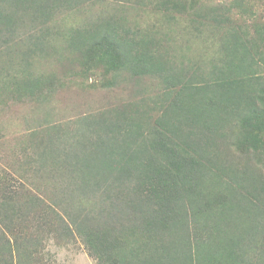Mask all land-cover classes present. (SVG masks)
I'll return each instance as SVG.
<instances>
[{
  "label": "trees",
  "instance_id": "trees-1",
  "mask_svg": "<svg viewBox=\"0 0 264 264\" xmlns=\"http://www.w3.org/2000/svg\"><path fill=\"white\" fill-rule=\"evenodd\" d=\"M122 80L132 100L81 110ZM10 101L43 122L0 189V264L77 239L94 264H264V0H0Z\"/></svg>",
  "mask_w": 264,
  "mask_h": 264
},
{
  "label": "rangeland",
  "instance_id": "rangeland-1",
  "mask_svg": "<svg viewBox=\"0 0 264 264\" xmlns=\"http://www.w3.org/2000/svg\"><path fill=\"white\" fill-rule=\"evenodd\" d=\"M197 52V51H196ZM189 57H192L189 54ZM7 68V65H5ZM44 68H48V64L43 65ZM141 88L137 87V93H145V88L149 82H141ZM145 84L143 87L142 85ZM131 84L128 81L122 80L110 89H102L98 93L87 95L89 100V107L81 106V110L96 111L104 108L115 106L119 103L132 100L134 94ZM76 89L73 86L66 87L63 91H57L54 100L57 102L68 101V97L74 96ZM84 97V93H81ZM76 95V94H75ZM63 106L62 104L58 107ZM0 189L2 192L7 191V188H15L22 180L16 175L10 168L11 157L13 153L17 152V146H19V140L28 133L32 127H37L38 124L43 122L42 114L35 111V107L28 104H18L15 102H7L0 104ZM60 113L53 114L50 117L52 123L56 120V117ZM45 122V121H44ZM19 198V196H17ZM1 199V197H0ZM23 231L21 237L25 236ZM53 254L49 260L52 264H94L93 260L86 253L79 239L75 241H69L67 245L57 247L54 242L49 243L47 247Z\"/></svg>",
  "mask_w": 264,
  "mask_h": 264
}]
</instances>
